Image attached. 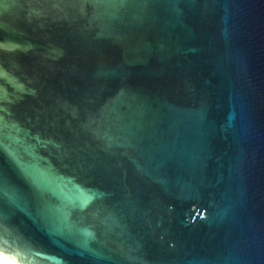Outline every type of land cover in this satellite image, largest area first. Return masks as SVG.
Wrapping results in <instances>:
<instances>
[{
  "label": "water",
  "instance_id": "95a60500",
  "mask_svg": "<svg viewBox=\"0 0 264 264\" xmlns=\"http://www.w3.org/2000/svg\"><path fill=\"white\" fill-rule=\"evenodd\" d=\"M0 264H264V0H0Z\"/></svg>",
  "mask_w": 264,
  "mask_h": 264
}]
</instances>
